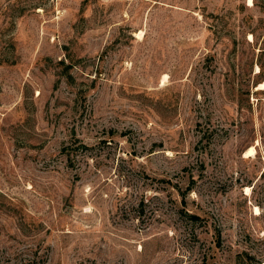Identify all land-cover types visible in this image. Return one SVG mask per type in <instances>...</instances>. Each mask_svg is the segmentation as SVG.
Returning a JSON list of instances; mask_svg holds the SVG:
<instances>
[{
    "label": "rangeland",
    "instance_id": "obj_1",
    "mask_svg": "<svg viewBox=\"0 0 264 264\" xmlns=\"http://www.w3.org/2000/svg\"><path fill=\"white\" fill-rule=\"evenodd\" d=\"M262 83L264 0H0V264H264Z\"/></svg>",
    "mask_w": 264,
    "mask_h": 264
},
{
    "label": "bare ground",
    "instance_id": "obj_2",
    "mask_svg": "<svg viewBox=\"0 0 264 264\" xmlns=\"http://www.w3.org/2000/svg\"><path fill=\"white\" fill-rule=\"evenodd\" d=\"M249 2H250V0H249ZM142 34H143L142 32L137 33V37L141 38ZM165 79H166V77H165ZM258 88L259 89H264V83L260 84ZM254 153H255V148L252 146V147L247 149V151L245 152V154H246L245 156L246 157H251V156L254 155ZM246 191H248V189H246Z\"/></svg>",
    "mask_w": 264,
    "mask_h": 264
}]
</instances>
